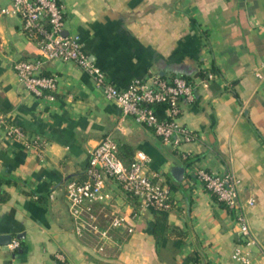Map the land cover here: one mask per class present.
<instances>
[{
    "label": "crops",
    "instance_id": "obj_1",
    "mask_svg": "<svg viewBox=\"0 0 264 264\" xmlns=\"http://www.w3.org/2000/svg\"><path fill=\"white\" fill-rule=\"evenodd\" d=\"M58 1L64 33L80 35L84 51L119 88L154 73L185 77L193 98H182L178 121L198 138L174 147L133 117L121 120L119 105L75 61L44 63L42 72L57 77L54 100L27 89L14 64L39 57L38 42L21 15L2 11L12 0H0V118L29 135L10 137L0 126V238L12 236L0 242V264H238L236 210L205 186L194 165L236 172L244 202L254 198L246 213L264 248V0ZM108 134L125 160L147 152L149 170L170 185L161 235L154 232L157 211L133 217L137 203L111 179L94 211L102 225L114 213L127 223L111 228L106 242L95 231L76 232L66 184L86 177L90 150ZM178 164L186 166L181 182L171 172ZM263 248L254 247L253 264H264Z\"/></svg>",
    "mask_w": 264,
    "mask_h": 264
},
{
    "label": "built area",
    "instance_id": "obj_2",
    "mask_svg": "<svg viewBox=\"0 0 264 264\" xmlns=\"http://www.w3.org/2000/svg\"><path fill=\"white\" fill-rule=\"evenodd\" d=\"M2 11L21 15L25 31L38 42L39 57L20 59L14 64L20 81L27 89L54 100L57 77L42 72L44 63L53 59L75 61L94 77L105 96L119 105L121 120L133 117L136 122L152 127L165 144L174 147L198 138L196 132L178 121L182 98H193L192 85L185 77L175 75L168 80L154 73L145 78H135L127 87L119 88L106 79L104 70L84 51L80 35L64 33L65 6L58 0H12V6L2 8ZM208 75L209 78L214 76L213 73ZM160 110H165V114H160ZM0 126L10 137L29 139L27 132L3 118H0ZM33 141L36 144V139ZM183 155L188 157L186 153ZM149 161V154L143 150H137L131 160H125L120 154L119 142L111 134L103 137L90 150L86 177L81 181L70 180L66 184L69 210L79 235L92 230L106 242L111 228L127 223L123 215L114 213L107 225H102L94 211V202L107 199L105 189L110 179L135 197L137 209H134L133 217L145 209H171V187L160 172L149 170ZM193 167L205 186L225 205L236 210L242 240L232 255L238 264H253L254 247L263 248L252 234L246 213V204L252 205L254 198L244 202L241 179L233 170L210 171L202 166ZM12 245L18 246L19 241H14ZM103 247L104 244H101L100 249Z\"/></svg>",
    "mask_w": 264,
    "mask_h": 264
},
{
    "label": "trees",
    "instance_id": "obj_3",
    "mask_svg": "<svg viewBox=\"0 0 264 264\" xmlns=\"http://www.w3.org/2000/svg\"><path fill=\"white\" fill-rule=\"evenodd\" d=\"M129 161V160H127ZM2 189L0 188V193L2 192L1 191ZM126 197L130 200V201H135L136 202V199L134 196H132L129 192H126ZM154 211H157V210H154ZM156 226H155V235L158 236V235H161V233L164 232V230L166 229V227L168 226L167 225V222H166V216H165V213L164 212H160V211H157L156 212Z\"/></svg>",
    "mask_w": 264,
    "mask_h": 264
},
{
    "label": "water",
    "instance_id": "obj_4",
    "mask_svg": "<svg viewBox=\"0 0 264 264\" xmlns=\"http://www.w3.org/2000/svg\"><path fill=\"white\" fill-rule=\"evenodd\" d=\"M185 171H186V166L184 164H178V165H175L173 168H172V175L174 176V178L181 182L184 178V175H185ZM0 242L3 243V244H7V243H10L12 242V236L11 234H4L2 235V237L0 238Z\"/></svg>",
    "mask_w": 264,
    "mask_h": 264
}]
</instances>
